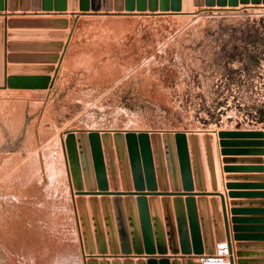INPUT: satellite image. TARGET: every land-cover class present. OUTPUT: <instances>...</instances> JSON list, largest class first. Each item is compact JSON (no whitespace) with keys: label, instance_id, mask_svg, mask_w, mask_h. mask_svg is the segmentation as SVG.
<instances>
[{"label":"rangeland","instance_id":"374dc122","mask_svg":"<svg viewBox=\"0 0 264 264\" xmlns=\"http://www.w3.org/2000/svg\"><path fill=\"white\" fill-rule=\"evenodd\" d=\"M227 237L264 264V0H0V264H201Z\"/></svg>","mask_w":264,"mask_h":264},{"label":"water","instance_id":"95a60500","mask_svg":"<svg viewBox=\"0 0 264 264\" xmlns=\"http://www.w3.org/2000/svg\"><path fill=\"white\" fill-rule=\"evenodd\" d=\"M254 2H258V0H254ZM3 3H4V0H3ZM3 8H4V4H3ZM68 142L70 143V149H69V155L71 157V163H72V177H73V180H74V186L76 187V189H80L82 188V184L80 183L82 181V178H83V173H82V170H80L79 166H78V163H77V156H78V152H77V149L74 148V142H73V136L72 135H69L67 134L66 136ZM96 156L99 157V152L96 151ZM76 157V159H75ZM98 175H99V178L100 179H105V173L103 172V170H98ZM87 174V172H86ZM141 177V176H140ZM140 177H138V180H140ZM147 181L148 183H152L153 179H151L149 176H147ZM81 203V200H79ZM103 206H104V209H105V218L108 219V221L110 219H113L111 213H108V208H109V201L107 199H103ZM117 201V200H115ZM137 203H138V208H139V212H140V221H150V217H153L154 221H158V210L157 207H158V204L159 202H156L155 200H152L150 202L151 204V210H152V214L150 215V212H149V209H147V205H148V202L145 201L144 199L141 200H137ZM176 204H178V202H175ZM160 205V204H159ZM117 206V212H116V218L118 221H124V217H125V214L121 211V209H119V205L118 203L116 204ZM163 206H164V209H166L168 211V208L171 206L166 203H163ZM130 210L134 209V203L132 204V206L129 208ZM148 210V211H147ZM96 218V216H94ZM129 217L131 218V221H137L138 220V216L135 212H132L130 211L129 212ZM97 219V218H96ZM167 219L169 220V215H167ZM148 236L147 237V244H148V249L146 250L148 254H151V255H154L156 253V248H155V240L153 238V236L151 234L149 235H146ZM158 253L159 254H166L168 253V250H166V239L163 237L162 239V242L161 243V239H158ZM136 253H142V247L140 246V238L138 237V239L136 240ZM173 244L171 245V250L170 252L173 253V254H176L178 253V248H177V245H178V242L173 239ZM227 242V245L226 244H222V243H225ZM130 243H126L125 244V248H124V251L125 253H129L130 252ZM217 249L219 250V253H227L229 254V260H230V264H235V261H234V257H233V249H232V243H231V239L229 237H227V239H220L217 241V245L214 246L210 251L207 252V255L205 256H200L201 257V261L204 262V264H209L213 261H218L221 263V261L223 260L222 258H218V259H215L214 256L217 255ZM182 251L183 253H188L186 248H182ZM195 253L201 255L202 252L201 250H197V251H194ZM176 261H173V263H175ZM201 262V264H203ZM138 264H144V263H138ZM149 264H170V262L168 260H165V259H162L160 262H156L155 259H150V262ZM241 264V263H239Z\"/></svg>","mask_w":264,"mask_h":264},{"label":"bare ground","instance_id":"6f19581e","mask_svg":"<svg viewBox=\"0 0 264 264\" xmlns=\"http://www.w3.org/2000/svg\"><path fill=\"white\" fill-rule=\"evenodd\" d=\"M222 244H226V245H227V242L222 243ZM217 253H218L220 256H218V257H215V256H214L215 259L222 258L224 264H225V263H226V264H227V263H230L228 252H227V253H219V250L217 249ZM223 263H220V262H218V261H213V262H211V263H209V264H223ZM203 264H204V263H203Z\"/></svg>","mask_w":264,"mask_h":264},{"label":"built area","instance_id":"2783aa9c","mask_svg":"<svg viewBox=\"0 0 264 264\" xmlns=\"http://www.w3.org/2000/svg\"><path fill=\"white\" fill-rule=\"evenodd\" d=\"M218 256H220L219 254H217V255H215V257H218ZM202 262V261H201ZM202 263H204V262H202ZM221 263H223V260L221 261ZM224 264V263H223ZM226 264V263H225ZM227 264H230V263H227Z\"/></svg>","mask_w":264,"mask_h":264}]
</instances>
